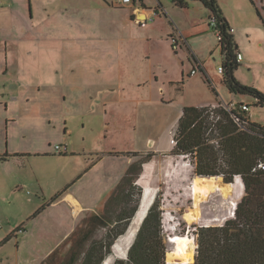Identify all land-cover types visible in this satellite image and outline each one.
<instances>
[{"label":"rangeland","instance_id":"374dc122","mask_svg":"<svg viewBox=\"0 0 264 264\" xmlns=\"http://www.w3.org/2000/svg\"><path fill=\"white\" fill-rule=\"evenodd\" d=\"M171 1L173 0H163L169 9L168 16L177 24L180 22V17L169 8ZM41 2L44 3V6L48 5L49 9L53 8L49 0ZM112 2L113 0H54L53 5H57L55 8L58 11L50 18L47 14L52 10H48V12L42 10L46 15L41 17H48L46 26L59 28L55 32L57 39L69 40L71 43L69 47L64 46L62 51L59 49V53L53 51L55 53L53 56L56 58L54 59L59 62L57 66L60 69L63 68L64 73L56 78L53 71L55 64H50L49 67L48 63L46 67L48 78L39 80L35 78L37 67L34 70L35 75L28 71L29 77L23 82L28 83L29 86L24 84V90L20 92L11 91L14 89L12 88L14 83L18 82L14 81V78L18 76L12 64L9 65L12 75L4 76L7 88L14 94L11 95L12 97L0 95V101L3 102L0 103V149L6 146V140H8L7 119L12 117L10 115L19 114L20 124H13L14 126H10L9 129V145L11 149L19 148L20 152L24 153L22 155L19 153L20 155L15 158L13 156L12 161L0 157V244L8 236L13 237L0 246V264H42L50 256L48 255L42 260L46 252L67 230V224L55 218L52 210L44 213L43 207L47 206L60 191L65 189L72 178L82 170L86 156L73 153L72 150L74 149L76 152H82L84 149L93 150V148L101 147V144L104 146L106 143H103L106 134L105 124L108 122L105 118L108 108L105 106V100L119 98L121 88L124 92H129L128 95L131 99L141 101L138 109L135 108L137 105L135 102L130 110L124 107L121 113L124 116L126 112L128 113L129 122L137 118L139 144L137 146L135 140L130 142V139L120 141L114 138L115 141H110L109 143L112 145H109L108 148L114 146L119 150L135 149L146 145V140L152 138L154 141L156 139L155 144L160 148L170 147V149L157 152L153 150L154 144L148 142L149 150L152 149L149 152L154 151L152 160L149 161L152 162L153 167L151 174L143 179L146 183L140 181L145 170L144 163L142 174L135 187L132 188L128 180L121 183L108 202V220H116L122 213L127 216L137 206L140 209L143 202L144 184H148V187L154 192V200L157 199L160 203L163 230L168 250L170 249L169 254L167 252L166 262L180 264L179 254L181 252L185 251L188 258L186 251H194L195 257L191 262L193 263L198 248L196 233L198 226L219 225L225 223L229 218H234V209L237 208L245 194V183L242 178H240L244 185L242 193L236 191L234 195H231L228 193L230 186L223 182V176L197 175L192 155L171 153L175 147L171 143V135L176 131L178 113L187 105L215 103L218 100L221 104L212 106L247 103L251 105L252 121L261 125H264V107L256 105L257 101L252 95L233 93L229 90L223 81V74L219 70V66L224 63L220 48L216 52L200 57L201 62L206 60L205 67H198L197 73L191 74L194 63L189 61L187 56L182 55L183 49L179 52L172 49L170 52L164 49L163 46L168 41L167 38H170L172 45L175 43V40L171 36L169 37L167 32L164 34L165 41L161 43L156 41L152 52L148 51L147 42H141L140 39H137V37L140 38L137 32H133L125 26L123 14L128 12V6H113ZM147 2L149 6L155 7V1L147 0ZM218 3L228 17L239 45L238 51L244 57V60L240 61L238 69L235 70L236 78L242 84L258 86L257 88L264 91V24L257 10L259 8L264 14V0H218ZM55 8L53 10H56ZM176 8L180 9L178 11L183 16L187 14L190 17V12L196 19H203L202 25L208 26V29L211 30L208 10L204 4L197 6L196 13L193 10L185 12L187 10L183 8L181 10V7L178 6ZM35 13L38 15L37 10ZM156 18L159 27L164 31L170 28L164 25L163 21H159V19H163L162 17ZM166 23L169 26L171 22L166 20ZM184 26V36L186 37L191 34L193 29L189 24ZM41 28L45 29L44 26ZM154 31L157 34H162L158 27ZM3 32L1 35L4 34L2 37L6 38L9 32L5 30ZM18 34L21 33H11L14 36H18ZM48 34V38H50L51 33ZM213 35L215 41L219 42L217 35L215 33ZM179 40L181 41V39ZM60 42L58 41V43ZM1 43L3 44V41ZM121 46L124 51L126 46H130L129 48L134 46L138 52L137 56L140 53L145 55L140 58L136 56L133 65L130 63L127 65L124 62V67L128 66L129 71L123 73V78L119 79ZM160 48L162 49L160 50ZM44 51L47 52L46 55L50 56L48 48H45ZM186 51H189L188 48ZM2 53L1 51L0 55H3ZM147 55L150 58H146ZM182 56L186 59L185 67L189 68L185 77L181 70ZM123 60L126 61V58L123 57ZM70 61H74V64ZM198 62L200 61L198 60ZM149 67H151L149 72H146ZM203 69L208 71V76L212 80L213 87L217 89L218 96L206 81L207 74ZM51 70L52 72H50ZM65 70H69L67 74ZM152 70L157 73L156 76H159V79L156 76L153 77ZM115 75L118 78L114 77L113 79ZM4 82L0 80V90L4 88ZM40 85L42 86L41 93L35 92ZM18 95L23 103L22 106H11L10 100L12 101V98L14 99ZM26 96L31 100L23 102ZM6 101L9 102L8 109L4 104ZM217 119L218 117L214 118V121ZM68 129L71 131V136L65 132ZM110 136L108 135L107 138ZM70 139L73 140L69 153H65V149L60 152L55 148L58 144L62 147L65 146L66 141ZM147 153L132 156H137V160H135L140 161L142 156H146ZM87 157L93 158L91 154ZM110 159L115 161L116 176L123 171L125 173L122 174H126L130 167L127 164V156L121 155L107 160L110 161ZM104 165L105 162L101 163L98 168L95 166L97 170L93 169L87 173L84 177H87L85 182L96 180L97 186L106 187L105 182L110 183V180H104L102 171ZM108 166L109 164L106 167ZM93 173H97V175ZM113 179L114 177L111 178V180ZM209 193L210 197H208ZM203 196L207 199L197 207V198L199 203V199ZM195 207L200 209V217L190 223L187 221V214L192 212ZM37 210L40 215L36 216ZM137 211L130 221L127 231L118 237L115 243L128 233ZM64 220L67 219L64 218ZM24 226H29L30 229L33 227L38 231L35 234L28 233L24 238H14V231ZM121 227V224L118 225L117 229H114L116 230L114 233ZM105 231L103 227L99 228L95 232L96 237L98 239L108 238ZM78 235L77 231L75 235L64 239L60 246L54 249V251L58 250V254L53 262L47 264H65V262L68 264L70 247ZM127 254L124 245L116 250L112 247L108 264H114L116 259L126 260ZM167 257H169V261ZM183 257L185 258V256Z\"/></svg>","mask_w":264,"mask_h":264},{"label":"trees","instance_id":"16d2710c","mask_svg":"<svg viewBox=\"0 0 264 264\" xmlns=\"http://www.w3.org/2000/svg\"><path fill=\"white\" fill-rule=\"evenodd\" d=\"M173 1L177 6L186 8L193 0ZM198 1L215 14L219 21L217 29L210 26L215 33L219 31L222 35L220 47L224 58L222 65L224 83L231 92L252 95L257 101L256 105L264 107V91L255 86L242 84L235 76V70L240 66L239 45L218 0ZM257 10L264 24V14L259 8ZM203 71L207 74L206 81L217 95L218 92L213 87L208 73L204 69ZM243 105L244 103H237L231 111L223 105L219 107L187 105L184 106L178 120L175 131L177 144L172 149V154L192 155L197 175L223 176V182L230 186L228 193L231 195L236 191L242 193L244 185L239 176L245 183V194L238 203L235 217L219 225H199L196 232L198 248L195 261L191 263L195 257L194 251H186L188 258L184 251L179 254L180 264H264V170L255 169L259 161L264 159V125L252 121L251 111L243 110ZM213 117L218 119L214 121ZM236 118H239L247 129H243ZM134 155L140 153L135 152ZM153 155L154 152H149L142 156L140 161L133 162L121 183L128 180L132 188L135 187L142 174L143 164L151 161ZM69 186L71 184L64 190ZM63 192L57 194L51 201L58 200ZM138 208L135 207L127 216L122 213L116 219L117 223L108 234V238L106 237L105 241L94 242L84 255L82 246L92 233L78 246L74 244L75 248L72 247L70 250L67 263L103 264L112 254L116 239L127 231ZM39 210L35 213L36 216ZM102 224L110 226L108 223ZM120 224L122 227L114 233L116 231L114 229ZM10 238L8 236L3 243ZM167 252L169 254L170 249L168 250L163 230L160 203L155 199L135 235L127 259H116L114 264H168ZM56 254L58 250L53 251L42 264L53 262Z\"/></svg>","mask_w":264,"mask_h":264},{"label":"crops","instance_id":"0c3cea01","mask_svg":"<svg viewBox=\"0 0 264 264\" xmlns=\"http://www.w3.org/2000/svg\"><path fill=\"white\" fill-rule=\"evenodd\" d=\"M41 1L42 0H0V52L1 51L3 52L2 53L3 55H0V76H3L1 77L2 79L0 78V80H3L4 82L6 80L4 76L12 75L9 69V65L12 64L13 67L15 68L14 69L15 73H17V76H18L17 78H14V81H18V82H16V84L14 83V85L12 86V88L14 89H12L11 91L16 90L20 92L24 90V86L27 85L28 83H24L23 81L29 77L28 71H30L31 73L33 72V74L35 75L34 70L37 67L38 69H37V74L35 78H38L39 80L48 78L47 73H46V67L48 63H49V67H50V64H55V69L54 70L52 69V70L56 74V78H58L60 74L62 75L64 73L63 68L60 69L57 66L59 62H56L55 60L56 58L53 56L55 53L53 51H56L59 53V49L62 51L64 49V46L69 47L71 43L69 42V40L57 39L55 32L57 29H59L58 27L52 28V27H48L45 25L48 22V17L51 18V16L58 11V9L55 8L57 7V5L55 4L53 5L54 0H49V1L50 3H52L51 6H53V8H55L56 10H53V8L49 9L48 5L44 6L43 5L44 3H42ZM153 1L156 2L154 4L155 7L149 6L147 0H143V1L135 0L134 4L127 5L128 12L127 13L125 12L123 14V16L125 17L124 18V22L126 23L125 26L129 30H132L133 32L136 31L140 37V38L137 37V39H140L141 42L143 43L147 42L146 48L150 52H152L153 45L155 44L156 41L158 43L165 41L164 34L166 32L168 33L169 37L170 36L171 37H178V36L182 37L184 39V44L180 46L178 49H174V46L172 45V41L170 40V38H167L168 41L165 42L163 46L164 49L170 52H171V49L175 50V52H179V50L183 49L182 55L184 54L183 56H187L189 58V61L194 63V67L196 66L194 59L199 60L201 65L205 67L206 60L201 62L200 57H204L208 53L216 52V50L218 48L221 49V47H220V43L218 41L217 42L215 41V38L213 35V33L215 32L213 31V29L212 28L211 30L208 29V26L204 27L202 25L203 19L202 20L196 19L195 16H193L188 11V10H193V12L196 13V10H198L197 6L203 3L198 0H193L190 2L188 7L183 8L187 10L185 12H189V15H190L189 17L186 13H185L186 15L184 16L181 13H179L178 10L180 9L176 8L177 5L175 4L174 1H171V5L169 8L174 12V14L180 17V22L176 24L173 21V19H171L168 16L169 9L167 6H165L163 0H153ZM113 6L115 5L113 4ZM183 9L181 7V10ZM35 10L38 11V15H36ZM42 10L47 11V12L48 10L49 11L52 10V12H48L49 13L47 14L48 17L46 16L42 18L41 17L42 15H46L45 13L42 12ZM207 10H208L207 14L210 17L212 15V12L208 8ZM158 16L163 18V19H159V21H163L164 25H166L167 27H170L168 28V30L164 31L163 28L159 27L158 25L159 23H157L158 21L156 18ZM187 16L188 18H190L189 21L187 19ZM166 20L171 22L169 23L170 24L169 26L167 25ZM143 21H145L144 24H142ZM151 22L153 23L150 24ZM185 24H189V26H191L193 29L191 34L186 37L184 36V30H185L184 25ZM41 26L42 27L44 26L45 29L43 30ZM157 27L160 29L162 34L155 33L154 30H156ZM47 28L49 29L46 30ZM4 30L6 32H9V35L6 38H3L4 34L1 35V33H4L3 32ZM14 32L21 33V34H18V36L11 35V33H14ZM48 33H51L50 38H48L49 37ZM197 38L199 40H196ZM2 41H3V44L1 43ZM58 41H61V42L58 43ZM77 45H80V44H77ZM129 47L130 46H126L125 51L122 49V46L120 48L121 56H120L119 79L123 78L122 76L123 73L127 72V70L129 71L128 66L124 67V62L127 65L128 63L133 65V62L135 61V58L138 53L136 52V48H134V46H132V48H129ZM45 48H48L50 50V56L46 55L47 52L44 51ZM162 48H160V50ZM187 48L189 50L188 52L190 53L189 54L190 57L188 55V52L186 51ZM144 55H145L144 53H140L139 56H137V58H140L141 56H144ZM183 56H182L183 64H182L181 70L183 71V77H185V73L189 70V68L185 67L186 59H184ZM123 57L126 58V61L123 60ZM145 57L150 58L149 55ZM242 60H244V57ZM70 63L74 64V61H70ZM136 63L138 64V62ZM29 66L30 67L34 66V67L30 68ZM150 68L151 67H149L146 72H149ZM52 70L50 72H52ZM192 70L190 72L191 74H193ZM67 71L69 70H65L66 74L68 73ZM206 72L208 73L207 70ZM152 74H153V77H155L157 73L154 70H152ZM114 77L118 78L117 75L113 76V79ZM156 78L159 79V76H156ZM3 85H4V88H1L0 90L1 96H7V95L11 96L14 94V93L12 94V92H10L9 89L7 88L6 86L7 83L5 84L4 82ZM41 91H42V86L40 85L37 87L35 92L41 93ZM128 93L129 92H124L123 89L121 88L119 98L117 97V98L105 100L106 101L105 106L108 107L106 109L105 118L108 122L105 124V132L107 135L105 134V138L103 140V143L106 142L104 146L103 144H101L102 145L101 147L93 148V150L84 149L82 152H76L74 149L72 150L73 153H79L81 155L86 156V161H84L83 168L82 170H80L79 174L74 176L71 182L67 184V186L70 184L71 186H69L67 190L63 189L62 191L64 192L60 196V198H58V200L54 202L51 201L44 209V213L52 210V214L55 215V218L60 219L61 222H65L67 224V228H66L67 230H65L64 234L60 238H58V240H56L55 244L51 247V249L48 252H46V254L42 257V260L45 259L46 256L50 255V253L54 251V249H57L64 239L70 238L71 236L75 235L77 231L79 232V235L75 237L74 243L71 245L70 249L75 248L74 244L78 246L81 241H84L86 237L90 233H92L88 237V239L84 242V245L82 246L84 250L83 255L85 254V251H87V249H89L94 242L105 241L106 239L105 237L103 239H98L96 237V234H95L96 230L103 227V230H106L105 231L106 235L111 233L112 228L117 222L115 219L114 220L107 219V210H108L107 206H108L109 200L113 197V193L116 190H118V188L120 187V183L125 176V174L123 175L122 173H125V172L124 171L119 172L116 176L115 175L116 172L114 171L115 161L113 159H110V161H108L107 159L125 155L127 156V164L131 165L133 162L137 160V156H132L134 155L135 152L143 154V153H146L152 150V149L149 150V146H148L149 141L151 144H154V149H153L154 151L163 152V151L170 149V147L160 148L159 145L157 146L155 144L156 139L154 141V139L152 140V138H148L146 142L143 141L142 139V141L145 142L146 145L136 147L135 149L119 150V149H115L114 146H112L111 148H108L109 145H112L109 142L115 141L114 138H117L120 141H127L130 139L129 140L130 142L135 140L136 145L138 146L139 144V135H138L139 127H138L137 118L134 119V121L129 122L130 119H127V115H128L127 112L125 113V116L123 114L121 115L124 107L130 110V107L132 106V104L137 102V105H135V108L138 109V106L140 105V102H141V101H135L134 99H131ZM218 95L219 94H217V96ZM30 100L31 98L26 96L23 102H26V101L28 102ZM0 103L2 104L3 102L0 101ZM4 104L6 106V109H8L9 102L6 101ZM10 104L11 106L20 107L22 106L23 103L20 101L19 95H18L16 98L14 99L12 98V101L10 100ZM215 104H217V101L215 103L214 102L206 103V104L199 103V104H196V106H207V105H215ZM182 112H183V109L181 110V112L178 113V116L176 118V123H178V120L180 116L182 115ZM13 115H10L12 117L7 119L8 140H6V146H3L0 149V157L8 161H12L13 156H14L13 158H15L16 156H19L20 154L22 155V153H24V152H20L19 148L11 149L9 145L10 126L20 124L19 114L14 115V116ZM17 116L18 118H16ZM68 130H66L65 132L66 134H69L71 136L72 135L71 131L70 130L68 131ZM108 135H111V136L107 138ZM72 140L73 139L66 141L65 145L67 146V151L65 153L70 152L69 149H70V145L72 144ZM128 153H130L131 155ZM89 154H91V156L93 157L92 159H89L87 157V155ZM103 162H105L104 169L102 170L104 172L103 177H104V180H110V183L105 182L106 187H99L97 186L96 180L94 181L89 180V182H85V179L87 178V177L84 178L85 175L89 173L90 171H92L93 169L97 170L99 165ZM107 164H109L108 167H106ZM143 174H144V171H143ZM95 175H97V173ZM98 175L100 174L98 173ZM112 177H114L113 180H111ZM143 200H144V194L142 196V201ZM140 209H138L137 214L132 224L136 220V217ZM64 218H66L67 220L65 221ZM143 220L144 219H142V221ZM102 222L108 223L110 226L108 225L105 226L104 224H102ZM79 226L81 227L78 228ZM37 231L38 230L34 229L33 227L32 229H30L29 226H24V227H20V229L18 228L17 231H14L13 235H14V238L19 239L20 237L24 238L25 235H28V233L35 234ZM10 239H13V237H11Z\"/></svg>","mask_w":264,"mask_h":264},{"label":"bare ground","instance_id":"6f19581e","mask_svg":"<svg viewBox=\"0 0 264 264\" xmlns=\"http://www.w3.org/2000/svg\"><path fill=\"white\" fill-rule=\"evenodd\" d=\"M152 168L153 167H152V163L151 162L145 164L144 174L142 175V179H141V181L143 183H146V181H143V179L147 178L151 174ZM213 193H216V192H213ZM143 194H144L143 204H142V207H141V209H140V211H139V213H138V215L136 217V220L134 221V223L130 227L128 233L123 235L124 237L118 239L117 243L114 245V249L115 250L118 249L121 245H124L126 251L128 252V250H129V248H130V246H131V244H132V242H133V240L135 238V235H136V233L138 231V226L141 224L142 219H144L146 217V215L148 213V210H149V208H150V206H151V204H152V202L154 200L155 195H154V192L148 187V184H144ZM208 197H210V193L208 194ZM205 199H207V198H205V196L200 198L199 199V203L197 204V207L202 202H204ZM199 217H200V209L195 207L192 210V212L187 214V221L192 223L195 220H197ZM108 261H109V259L107 258L105 260V264H108Z\"/></svg>","mask_w":264,"mask_h":264},{"label":"built area","instance_id":"2783aa9c","mask_svg":"<svg viewBox=\"0 0 264 264\" xmlns=\"http://www.w3.org/2000/svg\"><path fill=\"white\" fill-rule=\"evenodd\" d=\"M134 1H135V0H113L112 3H113L115 6H119V7H121V6H127V5L134 4ZM145 20H146V19H145ZM209 21H210V25L212 26V28L217 29V28L219 27V21H218V18H217V16H216L215 14H212V15L209 17ZM144 23H145V21L142 22V24H144ZM216 35H217V38H218L219 43H220V41H221V39H222V35H221V33H220L219 31L216 32ZM172 38L175 40V43H173L174 49H178L181 45L184 44V39H183L182 37L178 36V37H172ZM179 39H181L182 43H181V41H180ZM242 59H243V57H242L241 53H239V54H238V60H239V61H242ZM194 60H195V62H196V66L193 68L192 73H197V69H198V67H199V68H202L203 65H201V63L198 62L197 59H194ZM219 70L223 73V70H224V69H223V66H222V65L219 66ZM236 104H237V103H232V104H228L227 106H224V105H223V106H224L225 108H227L228 110L231 111L232 109L235 108ZM242 108H243V110L251 111V110H250V106H249V104H247V103H244V105L242 106ZM234 113H235V112H234ZM234 115H235V114H234ZM239 120H240L239 118H236V121L242 126V128H243V129H247V127H246L244 124H242ZM171 143L174 144V145L177 144V140H176V138H175V134H172V135H171ZM55 148H56L58 151H60V152H63V149H65V152L67 151V146H66V145L62 147L61 145L58 144V145H56ZM255 169H261V170H264V159H261V160L259 161V163H258V165H257V167H256ZM239 178H241V177L239 176ZM235 211H236V209H234V213H233V215H235Z\"/></svg>","mask_w":264,"mask_h":264},{"label":"flooded vegetation","instance_id":"af4514ba","mask_svg":"<svg viewBox=\"0 0 264 264\" xmlns=\"http://www.w3.org/2000/svg\"><path fill=\"white\" fill-rule=\"evenodd\" d=\"M149 153V152H148ZM140 155H143V154H140Z\"/></svg>","mask_w":264,"mask_h":264}]
</instances>
